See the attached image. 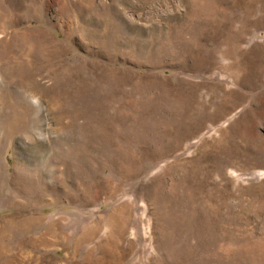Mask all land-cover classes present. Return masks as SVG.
Here are the masks:
<instances>
[{
	"label": "rangeland",
	"instance_id": "374dc122",
	"mask_svg": "<svg viewBox=\"0 0 264 264\" xmlns=\"http://www.w3.org/2000/svg\"><path fill=\"white\" fill-rule=\"evenodd\" d=\"M0 8L43 33L0 61V264H264V0Z\"/></svg>",
	"mask_w": 264,
	"mask_h": 264
},
{
	"label": "bare ground",
	"instance_id": "6f19581e",
	"mask_svg": "<svg viewBox=\"0 0 264 264\" xmlns=\"http://www.w3.org/2000/svg\"><path fill=\"white\" fill-rule=\"evenodd\" d=\"M10 7H11V5H10ZM9 20L10 19H8V20L6 19L5 13L0 8V61L5 60L6 58H8L11 53H12V56H13L14 54L30 53L32 51H35V49L37 48L36 46H38L37 44H39V42H41L42 35H43V33L40 32L39 30H36V31H31L30 30L29 32L12 31V28H14V26L12 24H14V23L12 21H9ZM34 53H36V52H34ZM15 56H13V57L15 58ZM25 56L26 55H24V57ZM10 58H11V56H10ZM16 58H17V56H16ZM7 61H8V59H7ZM9 64H10V62H9ZM5 84H6V82H5ZM16 100H17V104L15 103L16 104L15 107H17L18 104H19V107H22V109L23 108L26 109V105H25L23 96H20L18 98L16 97ZM7 106H9V105H7ZM27 106H29V105H27ZM29 108H31V107H29ZM14 109H16V108L11 109L10 112L7 111L8 113H1V115H0V143L3 144V146H4V142L5 141L7 143V146L8 145L9 146H15L14 144H16L17 140H20V139L24 138L25 135H27V137H29V136L32 135V132H33L31 127H27L25 124H23V115L22 114L20 115V114L16 113V110L14 112ZM27 111H29V109ZM30 111H31L30 119H31V122H33V121H35V117H36L37 112L34 109V107H32V109ZM27 116H29V115H27ZM15 148H16V146H15ZM3 153H4V150L2 151V149H0V155H2ZM17 164H18V162H17ZM113 218L114 217H112V221H114ZM8 227H9V230L11 232H16V231L22 232L23 229L26 228V222L16 219V221L11 222L10 224H8ZM119 228H121V226ZM87 232H88L87 235H84L82 237V239L79 242V244L83 243L84 241H86L87 237H91L92 235L94 236L96 234L97 230L94 229V228H91ZM47 233H49V232H47ZM113 233L114 232L112 231V234ZM120 233L121 232L118 230L116 232V235L118 236ZM114 235H115V233H114ZM111 238H110L109 242H111ZM114 238H112V241H113ZM47 240L48 239L45 238V239H42L40 242H42V241L47 242ZM117 240L119 241V239H117ZM35 244H37V243L35 242ZM45 244H48V243H45ZM109 244L110 243H106L105 245H103V247L101 249L102 252L105 253V255H104L105 257L104 258H102V257L100 258L99 257L100 259H97V261H95L94 264H119V258L117 256H114L115 254L110 253L112 251V250H110L112 246H109ZM3 247H5V246H3ZM76 247H78V246H76ZM112 249H113V247H112ZM108 254H109V256H108ZM2 255H4V252L2 253ZM3 264H10V262L5 261Z\"/></svg>",
	"mask_w": 264,
	"mask_h": 264
}]
</instances>
